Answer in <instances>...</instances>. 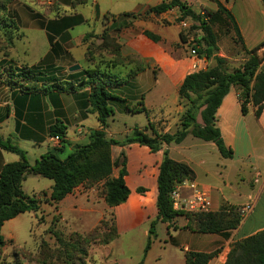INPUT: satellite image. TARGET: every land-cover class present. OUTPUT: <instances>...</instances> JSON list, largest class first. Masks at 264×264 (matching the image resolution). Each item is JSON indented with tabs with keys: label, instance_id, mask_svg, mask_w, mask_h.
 I'll use <instances>...</instances> for the list:
<instances>
[{
	"label": "crops",
	"instance_id": "0c3cea01",
	"mask_svg": "<svg viewBox=\"0 0 264 264\" xmlns=\"http://www.w3.org/2000/svg\"><path fill=\"white\" fill-rule=\"evenodd\" d=\"M164 1L12 0L7 13L0 11V36L12 35L15 38L7 58L8 64L14 67H26L46 74L50 79L77 86L85 80L82 70L96 65L88 61L89 46L93 42L101 45V37L106 31L116 38L123 58L134 56L136 59L111 69L105 63L114 55L102 52L95 56L94 61L101 70L122 79L132 75L123 85L109 88L112 95L109 106L114 116L106 129L101 126L98 115L92 113L90 86L80 87L74 92L26 94L17 86L0 82V136L22 149L33 166L47 154L60 160L67 159L77 147L89 145L95 132L102 131L107 139L120 142L131 136L135 129L152 136V131L147 130L150 124L160 135L177 134L186 112L179 90L187 76L203 70V61L207 66L209 64L206 58H198L191 52L190 41L182 39L184 30L179 23L181 13L178 9L161 15L149 12L150 8ZM182 1L198 15L217 11L218 4L222 5L235 19L244 49L251 52L260 48L257 55L260 59L264 56V3L261 0ZM129 5L132 7H126ZM4 21L14 27L4 29ZM163 21L168 24H163ZM77 30L79 33L76 35ZM147 32L157 36L159 41L146 36ZM88 37L92 38L86 40ZM26 41L32 44L23 52L22 59L16 49L19 43ZM81 53L83 60L78 56ZM99 58H106V61L99 62ZM76 65L81 69L71 72L70 69ZM240 93L238 87H231L215 115V127L226 148L232 152V158L223 157L214 142L198 139L192 134L180 144L164 145L157 153L140 144L114 146V161L125 154L128 173L125 180L130 190L127 202L115 208H110L105 202L103 183L80 185L57 204L50 200L54 182L46 183L41 189L29 187L31 177L42 183L40 176L29 175L23 183V191L29 197L42 200L40 210L50 219L58 216L59 225L76 223L77 214L85 215L92 229L85 234L79 233L81 235L93 232L102 222H109L112 218L118 237L108 245L99 246L108 247L121 236L157 219L158 177L164 153L169 151L172 160L192 169L195 174L192 182L209 192L212 213L224 208H242L253 202V210L236 230L199 234L187 228L189 220L186 217L177 218L171 229L168 228L171 230L170 244L175 246L183 264H186L188 252H218L209 264H226L236 244L264 232V104L259 117L258 108L253 104H248V112L244 115ZM117 111L127 119L145 115V123L141 126L125 124L124 131H116L113 123L116 122ZM57 128L65 133L59 146L54 142L58 134H52ZM19 161L17 154L0 148V174L7 164ZM119 173L120 168H115L113 177L117 178ZM140 189H143L142 193ZM192 193L187 186L181 191L183 197H190ZM94 216H98L96 221ZM16 219L2 228L7 242L16 238L12 232ZM143 235L145 242L147 230ZM152 251L153 247H150L148 253Z\"/></svg>",
	"mask_w": 264,
	"mask_h": 264
},
{
	"label": "trees",
	"instance_id": "16d2710c",
	"mask_svg": "<svg viewBox=\"0 0 264 264\" xmlns=\"http://www.w3.org/2000/svg\"><path fill=\"white\" fill-rule=\"evenodd\" d=\"M11 1L0 0V11L4 14L7 13ZM261 1L264 3V0ZM174 9H178L181 13L179 23L191 19L200 24V27L196 29L201 30L204 36L201 41L197 42L196 47L193 46L194 54L198 58L208 60L214 57L217 62L214 67L187 76L181 86L179 95L186 108L182 117L181 130L175 135H160L150 124L147 130L152 131V136L145 133L144 130L135 129L133 134L122 142L107 139L102 131L95 132L89 145L77 147L67 159L60 160L55 155L47 154L33 166L28 162L26 153L22 149L14 145L10 139L4 140L0 136V148L20 157L19 162L7 164L0 174V251L8 243L2 235L4 225L21 214L40 211L43 201L35 196L29 197L23 191V183L29 175L40 176L54 182L50 200L56 204L72 194L80 185L93 186L103 183L105 202L110 208H115L127 202L130 190L125 180L128 175L125 154H121L119 159L114 161L112 158L114 146L124 147L130 144H140L157 153L163 149L164 145L180 144L189 134H192L198 139L214 142L223 157H233L232 152L224 145L219 130L215 127V115L223 98L233 86L238 87L241 92L243 114H247L248 104H253L258 108L257 116L261 115L264 104V70L260 69L262 60L257 55L260 48L248 52L251 58L241 69L229 73L225 67V60L215 55L217 38L213 26L232 28L237 39L243 44L242 36L232 14L218 4L217 11H205V15H198L182 0H166L160 5L150 8L149 12L161 15ZM2 27L5 29L14 26H10L4 21ZM146 36L154 41H159V38L151 33L147 32ZM6 37H9L10 48L13 47L15 38L12 35ZM181 37L185 40L183 33H181ZM90 38L92 37H88L86 40ZM101 39L102 43L98 46L96 53L109 52L114 55L111 61L105 63L108 68L117 69L120 65L131 63L136 59L134 57L123 58L120 53V45L108 31L104 32ZM8 57L9 54L5 53L4 59L0 62V82L17 86L23 93L74 92L80 87L90 86L92 88L90 96L92 113L98 115L103 129L108 127V121L114 116V111L109 106V101L112 99L109 88L123 85L132 76L122 79L114 73L101 70L100 65H95V57L89 49L87 58L95 67L82 70L81 73L85 80L77 86L74 83L50 79L46 74L34 72L26 67H14L8 64ZM197 98L204 100L203 104L198 107V110H201V123L198 122V115L194 112ZM185 101L188 103H184ZM142 111L145 112L144 109ZM52 134H58L57 136L62 139L65 136L64 131L60 128L52 131ZM115 168H120L117 178L113 177ZM194 178L195 174L190 167L172 160L169 151H165L158 177L157 221L168 224V228L171 229L172 223L178 217H186L189 220L187 228L199 234H220L236 230L242 222L241 216L236 213L237 208H224L218 213L197 214L179 212L174 209L172 192L179 185L186 181H193ZM139 192L142 193L143 189H140ZM154 225L155 222L152 223V227ZM94 235H109L106 240L99 241L102 245H108L118 237L117 229L113 223L102 222L98 228L87 235L76 234V242L78 245L87 244ZM150 247L149 243L145 249L146 255ZM217 254L218 252L213 254L188 252L185 255L186 264H209ZM17 263L19 264V262ZM42 264L49 263L42 261ZM226 264H264V232L236 244L229 254Z\"/></svg>",
	"mask_w": 264,
	"mask_h": 264
},
{
	"label": "rangeland",
	"instance_id": "374dc122",
	"mask_svg": "<svg viewBox=\"0 0 264 264\" xmlns=\"http://www.w3.org/2000/svg\"><path fill=\"white\" fill-rule=\"evenodd\" d=\"M38 1L44 2V0ZM126 7H132V5ZM185 21L188 23L189 28L183 31V36L185 41H190L189 48L193 52V46H197V42L202 40L204 33L196 29L200 27L199 23L191 19ZM163 24L167 25L168 22L163 21ZM213 31L217 38V51H215V55L225 60L227 72L233 73L241 69L251 56L244 49L242 42L237 39L232 28L214 25ZM78 33L79 31L77 30L74 34L77 35ZM8 39L9 37L0 36V62L4 59L5 53L9 54L10 44L8 45ZM31 44V42L28 43L26 41L25 43H19L17 46L16 52L20 54L22 59L24 58L23 52ZM97 48L96 42H93L89 46V50H91V54L94 57L102 53H96ZM78 56L83 60L82 53ZM105 59L99 58V62L100 60L105 62ZM260 60H262L260 69L264 70V56ZM208 64V68L214 67L217 65V62L213 57L208 60ZM5 66L7 67V64ZM196 101L197 105L194 112L198 115V122L201 123V110H198V107L203 104L204 100L197 98ZM184 103L188 102L185 101ZM117 113L116 122L113 123V128L116 131H124L125 124L129 126H141L145 123V115H138L139 117H135L134 119H127L121 115V112L117 111ZM33 178L31 177L29 181V187L32 189L39 187L41 189L46 183H53V181L41 177L39 179L42 180V183H37ZM100 193L102 194L101 189ZM50 212L52 216V210ZM46 215L40 210L37 213H25L17 217L12 224V232L16 238L14 241H8L6 247L0 251L2 255L0 264H18L17 262L19 264H42V261H46L49 264H183L180 255L176 252L175 246L170 244L169 233L171 230L168 229V224L157 221V219L144 227H140L138 230L130 232L128 235L121 236L110 246L99 248L102 245L99 241L106 240L109 238V235H94L91 239L92 242L90 241L87 244L81 243V245H78L76 242V234H85L92 229V225L87 224L85 215L77 214L76 223L74 221L72 224L67 223L63 225L58 224V216L50 219L48 218L50 216ZM94 217L96 221L98 216ZM109 222L110 224L112 223V218L109 219ZM154 222L155 225L152 227V223ZM145 230H147V237L144 242L143 232ZM79 242L81 241L79 240ZM149 243L151 248L153 247V251L150 254L148 253L149 256H147L145 249ZM86 253L87 255H85Z\"/></svg>",
	"mask_w": 264,
	"mask_h": 264
},
{
	"label": "built area",
	"instance_id": "2783aa9c",
	"mask_svg": "<svg viewBox=\"0 0 264 264\" xmlns=\"http://www.w3.org/2000/svg\"><path fill=\"white\" fill-rule=\"evenodd\" d=\"M205 15V12L202 13ZM183 30L189 28V25L186 21L181 23ZM203 70L207 69V62L203 61ZM54 142L59 146L62 143V139L58 136L54 138ZM188 187L190 190L193 191L190 197H183L181 195V191L184 187ZM173 207L176 211L185 212L190 214H197V213H211L212 211V202L209 195V192L205 189L199 187L195 182L186 181L183 184L179 185L171 195ZM254 204L253 202L249 203L248 205L237 208L236 213L239 214L244 220L250 212L253 210Z\"/></svg>",
	"mask_w": 264,
	"mask_h": 264
},
{
	"label": "water",
	"instance_id": "95a60500",
	"mask_svg": "<svg viewBox=\"0 0 264 264\" xmlns=\"http://www.w3.org/2000/svg\"><path fill=\"white\" fill-rule=\"evenodd\" d=\"M81 69V67L79 65L73 66L70 71L71 72H75V71H79Z\"/></svg>",
	"mask_w": 264,
	"mask_h": 264
}]
</instances>
